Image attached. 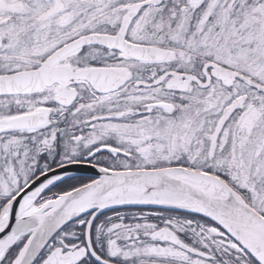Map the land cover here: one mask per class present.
<instances>
[{"label": "snow or ice", "instance_id": "6c2138e0", "mask_svg": "<svg viewBox=\"0 0 264 264\" xmlns=\"http://www.w3.org/2000/svg\"><path fill=\"white\" fill-rule=\"evenodd\" d=\"M0 264H264V0H0Z\"/></svg>", "mask_w": 264, "mask_h": 264}]
</instances>
